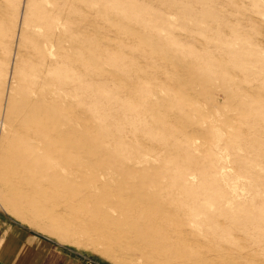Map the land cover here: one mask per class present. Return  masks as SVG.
<instances>
[{"label":"rangeland","instance_id":"1","mask_svg":"<svg viewBox=\"0 0 264 264\" xmlns=\"http://www.w3.org/2000/svg\"><path fill=\"white\" fill-rule=\"evenodd\" d=\"M85 264H264V0H0V240Z\"/></svg>","mask_w":264,"mask_h":264},{"label":"crops","instance_id":"2","mask_svg":"<svg viewBox=\"0 0 264 264\" xmlns=\"http://www.w3.org/2000/svg\"><path fill=\"white\" fill-rule=\"evenodd\" d=\"M0 264H85L55 241L23 224H12L0 240Z\"/></svg>","mask_w":264,"mask_h":264}]
</instances>
